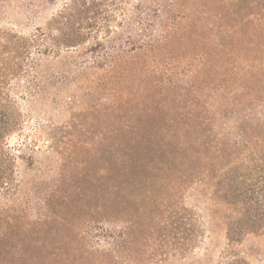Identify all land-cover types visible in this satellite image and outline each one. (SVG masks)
Returning a JSON list of instances; mask_svg holds the SVG:
<instances>
[{"label":"trees","instance_id":"trees-1","mask_svg":"<svg viewBox=\"0 0 264 264\" xmlns=\"http://www.w3.org/2000/svg\"><path fill=\"white\" fill-rule=\"evenodd\" d=\"M254 239L264 0H25V25L0 21V264H250Z\"/></svg>","mask_w":264,"mask_h":264},{"label":"rangeland","instance_id":"rangeland-1","mask_svg":"<svg viewBox=\"0 0 264 264\" xmlns=\"http://www.w3.org/2000/svg\"><path fill=\"white\" fill-rule=\"evenodd\" d=\"M9 4V6H8ZM8 18L10 20H16L20 24L25 25V0H5L4 3H0V21H5V19ZM23 30L25 28L22 26ZM29 126V127H28ZM25 133L30 134V124L26 122L25 119ZM32 137V136H31ZM42 137V136H40ZM43 138V137H42ZM31 139H28V142ZM15 138H12L10 143H14ZM42 139L38 141L37 145L42 146L43 145ZM31 174L32 172H28ZM72 184H75L74 181H72ZM40 197V196H39ZM39 200L37 198H34L30 201H28L29 209L26 211V214H29L30 216L35 217L37 214L42 213L43 211H40L38 209ZM252 246L253 248H256V250L251 254L250 257H248V262L250 264H264V243L258 239L249 240L247 246ZM106 248V245H105ZM108 250V249H107ZM195 254L198 253V255L201 254L202 249L201 247H196L194 249Z\"/></svg>","mask_w":264,"mask_h":264}]
</instances>
